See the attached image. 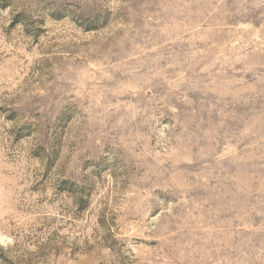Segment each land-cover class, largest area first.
I'll return each mask as SVG.
<instances>
[{
  "label": "rangeland",
  "instance_id": "obj_1",
  "mask_svg": "<svg viewBox=\"0 0 264 264\" xmlns=\"http://www.w3.org/2000/svg\"><path fill=\"white\" fill-rule=\"evenodd\" d=\"M0 264H264V0H0Z\"/></svg>",
  "mask_w": 264,
  "mask_h": 264
}]
</instances>
